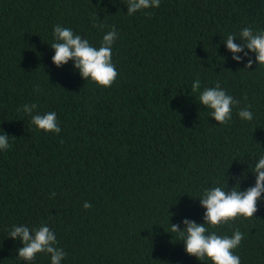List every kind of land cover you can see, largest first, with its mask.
I'll return each instance as SVG.
<instances>
[{
    "label": "trees",
    "instance_id": "1",
    "mask_svg": "<svg viewBox=\"0 0 264 264\" xmlns=\"http://www.w3.org/2000/svg\"><path fill=\"white\" fill-rule=\"evenodd\" d=\"M127 5L0 0V132L11 137L0 150V264H51L46 253L18 258L23 245L8 236L20 225H47L66 253L61 264H211L187 255L169 227L204 222L205 190L255 184L264 65L250 52L233 61L224 41L246 27L264 32V0H160L132 15ZM57 25L96 48L117 32L110 87L82 79L71 60L52 64ZM217 84L237 102L223 124L199 104ZM30 104L55 112L60 132L37 130L22 111ZM246 107L251 121L238 115ZM257 209L253 218L205 225L221 237L243 234L233 250L241 264H264V194Z\"/></svg>",
    "mask_w": 264,
    "mask_h": 264
},
{
    "label": "clouds",
    "instance_id": "2",
    "mask_svg": "<svg viewBox=\"0 0 264 264\" xmlns=\"http://www.w3.org/2000/svg\"><path fill=\"white\" fill-rule=\"evenodd\" d=\"M159 5L160 0H128L127 14L132 15L140 10L157 8ZM53 35L57 41L50 46L54 51L52 57L54 66L59 68L71 60L73 68L78 70L80 77L85 81L91 80L104 88L114 83L118 75L112 63V45L117 38L115 30L103 36L99 48L90 45L89 41L80 35L74 34L70 28L60 25L54 27ZM237 39L241 40V43H235ZM224 43L232 54L233 61L240 63L250 52L255 54L256 65H264V32L254 33L251 27H246L241 30L239 38L228 35ZM252 65L253 61L249 59L245 69L251 68ZM199 88L200 82L197 80L193 83L192 89L198 91ZM235 103L237 102L233 97L218 84L216 87L204 89L199 96V104L211 109L213 120L220 124L230 120L232 105ZM36 108L35 104L24 105L22 111L31 116V123L37 130L58 134L61 129L57 122V114L55 112L40 114L35 112ZM238 115L245 121L253 119L248 107L240 110ZM10 138L0 132V150L10 147ZM253 173L256 176L254 186L243 192L238 190L239 181L230 192L225 190L226 185L224 188L214 187L205 190L202 198L199 199L200 206L205 209L202 224L184 219L181 222L182 229L176 224L169 227L172 233H177L181 237L187 255L195 257L198 261L207 259L211 264H241L240 258L233 254V250L240 245L243 234L236 230L231 237H221L214 232L209 233L205 225L217 226L232 221L238 216L253 218L258 210L257 201L264 194V157L255 164ZM83 208L89 209L91 204L85 202ZM8 237L21 242L23 246L17 250V255L25 262L33 261L39 253H46L50 255L51 264H61L66 255L56 246V236L47 225H41L36 229H29L24 225L13 226Z\"/></svg>",
    "mask_w": 264,
    "mask_h": 264
}]
</instances>
